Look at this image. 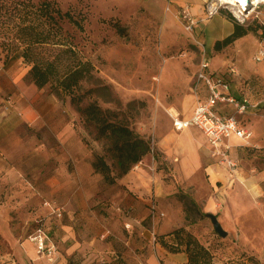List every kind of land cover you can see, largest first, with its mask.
<instances>
[{
    "label": "rangeland",
    "instance_id": "rangeland-1",
    "mask_svg": "<svg viewBox=\"0 0 264 264\" xmlns=\"http://www.w3.org/2000/svg\"><path fill=\"white\" fill-rule=\"evenodd\" d=\"M17 1L36 4L43 0ZM48 1L55 2L62 11H69L82 23V28L64 18L60 21L62 29L57 36L60 41L56 42L54 39L57 38L52 37L51 31L48 33L47 25L35 8L18 4L16 11L0 16V62L7 53L8 57L23 59L19 52L30 40L31 33L38 31L45 41L34 44L33 57L52 58L58 53L57 69L60 72L72 67L77 60L91 64L92 77L83 80L77 90L78 94L85 96L82 106L92 95L90 99H96L101 108L120 112L131 128L147 135L156 121L170 119V110L182 111L185 103L192 101L193 92H197V71L205 56L210 64L209 70L225 78L235 97H246L255 104L242 114L227 107V112L237 116L240 123L253 132L250 140L235 144L233 155L248 173L264 168V4L258 14L240 20L224 8L211 17L203 13L197 16L198 23L204 22L206 27L188 33L177 14L181 4H190L188 0ZM217 14L221 15L220 21L212 22ZM115 20L126 27L123 34L112 25ZM228 21L233 27L238 24L246 33L215 49L212 41L217 36H222L220 39L226 36L230 31L225 28ZM28 24H33L35 29L26 28ZM220 27H224V31L215 33ZM26 65L30 68L31 64ZM231 67L234 71L230 70ZM57 84L52 78L43 87L78 112L68 95L58 94L60 88ZM80 133L91 152V162L96 154H104L111 163L105 140L97 139L94 126L81 116ZM148 139L153 150L147 153L150 158L143 161L142 167L152 173L161 171L162 180L174 186L173 193L156 198V205L181 208L184 223L178 227H184L209 250L211 264H258L254 260L245 262L243 254H235V241L221 237L209 217L199 216L198 212L203 213L200 198L210 192L207 176L198 175L195 184L181 182L172 174L171 166L163 162L151 135ZM211 157L220 162L218 157ZM81 169L86 170L85 167ZM95 173L87 180L85 199H74V205H79V209L72 215L61 205L47 201L46 196L35 194L28 175L20 177L10 185L12 187L0 186V264L11 262V259L1 257L9 248L8 235L30 241V236L38 228L55 246L54 259L43 258L50 264H187V253L182 250L184 245L180 250L171 248L177 247L179 238H163L167 232L152 231L148 197L140 198L124 184H119L123 175L110 184L99 172ZM220 184L222 181L217 182V186ZM115 187L116 190L111 191ZM246 190L249 199L260 200ZM183 194L186 198H179ZM191 198L195 204L189 202ZM220 203L218 200V205ZM82 205L86 206L83 208ZM57 207L61 209L60 215L55 211ZM59 239L75 247L69 254L64 253L63 259H59ZM181 255L185 260L179 261Z\"/></svg>",
    "mask_w": 264,
    "mask_h": 264
},
{
    "label": "crops",
    "instance_id": "crops-1",
    "mask_svg": "<svg viewBox=\"0 0 264 264\" xmlns=\"http://www.w3.org/2000/svg\"><path fill=\"white\" fill-rule=\"evenodd\" d=\"M188 1L190 4L183 3L179 7L187 4L196 17L205 13L202 0ZM216 16L217 20L214 19ZM220 19L221 15L217 14L211 21ZM228 23L225 28L230 31L226 35L234 29L231 22ZM205 27L204 22L196 26L198 31ZM223 31L224 27H220L215 33ZM221 37H215L212 45ZM28 69L19 57H9L0 62V186L9 187L20 177L28 175L35 194L46 196L47 201L61 205L72 215L79 209V205H74V199H85L87 180L96 174L91 164V152L81 137L79 113L46 87H38L27 81L25 76ZM211 73L215 78L225 79L215 71ZM193 93L194 98L185 103L182 111L170 110V119L156 121L147 135L143 131L139 133L146 138L152 136L163 162L171 166L172 174L181 182L195 184L198 175L207 176L210 192L200 198V210L204 215L212 213L217 217L227 232L225 237L235 241V254H243L245 262L254 260L264 264V168L255 173L241 168L233 155V147L241 139L231 136L226 143L230 145L229 155L238 162V166L230 174L224 164L212 159L211 145L199 127L188 125L181 129L174 128L170 113H177L181 119L189 118L197 94L206 95L205 85L200 83L197 92ZM219 107L227 111L229 106L219 104ZM149 158L150 154H146L118 183L124 184L140 198H149L153 221L151 229L154 233H165L183 225L184 219L181 208L176 205H156V198L173 193L174 186L162 180L161 171L152 173L142 167L143 161ZM218 181H222L220 186H217ZM246 189L260 200L254 202L249 199ZM115 190L116 187L111 188V191ZM113 201L116 204V198ZM152 205L155 206L154 215L151 213ZM82 206L84 208L86 205ZM6 239L9 248L1 257L11 259L9 264H50L37 255L28 239L13 234ZM66 242L57 240L59 259L75 248ZM181 260H185L184 255L179 257Z\"/></svg>",
    "mask_w": 264,
    "mask_h": 264
},
{
    "label": "trees",
    "instance_id": "trees-1",
    "mask_svg": "<svg viewBox=\"0 0 264 264\" xmlns=\"http://www.w3.org/2000/svg\"><path fill=\"white\" fill-rule=\"evenodd\" d=\"M18 4L35 8L37 15L42 17V21L47 25L49 30L48 33L51 31L52 37L57 38L54 39L56 42L60 41V37L57 36H59L62 29L60 21L64 18L72 22L78 28H82V23L74 18L69 11H62L55 2L48 0H43L36 4L30 1L0 0V16H8L12 11H16ZM112 25L119 34H123L126 30V27L118 20L113 21ZM25 26L26 28L35 29L33 24ZM245 33L246 32L241 30L240 26L236 24L231 33L215 41L214 47L215 49H220L222 46L231 43ZM29 39L25 47L19 52L20 56L23 58L22 61L25 64H31L25 76L26 80L34 83L38 87H42L47 82L51 81L52 78L56 79L58 83L57 86L60 88L58 94L61 96L68 95L70 101L76 105L79 118L81 116L85 122L94 126L96 130L95 137L97 139L105 140L106 151L112 159L111 163L106 160L104 154H96L91 164L93 169L99 172L108 183H114L117 178L127 173L133 165L151 151L152 147L150 140L131 128L127 118L121 115L120 112L108 108H101L96 99H90L92 95L87 97L89 101L85 106L81 105L85 96L84 94H78L77 90L81 87V82L83 80H88L92 77L89 71L91 64L88 61L77 60L72 67L65 68L60 72L57 69L58 53L53 55L52 58L42 59L35 58L32 55L34 44L45 41L41 33L38 31L31 33ZM8 58L7 53L3 61ZM57 97L59 98V96ZM179 198H186V195H179ZM189 202L195 204L192 198L189 199ZM198 214L199 216L204 215V213L201 212H198ZM185 218L187 219L188 216H185ZM162 236L163 238L170 236H173L175 239L179 238L176 243L177 247H170L173 248V250H180V246L184 245L183 249H181L187 253V264H211V254L209 250L191 233L185 231L184 227L175 228Z\"/></svg>",
    "mask_w": 264,
    "mask_h": 264
},
{
    "label": "built area",
    "instance_id": "built-area-1",
    "mask_svg": "<svg viewBox=\"0 0 264 264\" xmlns=\"http://www.w3.org/2000/svg\"><path fill=\"white\" fill-rule=\"evenodd\" d=\"M205 8V14L211 17L219 9L224 8L231 12L236 20L244 19L253 13L258 14L264 0H202ZM169 4L167 9H169ZM177 14L182 26L188 33L194 32L198 18L194 16L187 4L179 8ZM260 58V56L258 57ZM209 61L204 56L196 75L195 89H198L200 83L206 87V95L197 94L195 106L192 115L189 118L181 119L179 115L171 114L173 126L175 129H181L184 126L195 125L199 127L208 138L211 145V154L220 159L227 171L233 174L238 166V162L229 155L230 145L226 140L235 136L241 140L248 141L252 138L253 132L240 123V120L233 113L221 110L219 104H225L234 108L238 113H246L251 104L246 97H235L229 88V83L221 78H215L209 70ZM230 70L234 71V67ZM153 148H151V151ZM155 206L152 205V214L154 215ZM55 211L60 215L61 209ZM30 241L35 247L36 253L41 257H46L50 261L54 259L55 246L48 242L45 232L38 228L31 236Z\"/></svg>",
    "mask_w": 264,
    "mask_h": 264
},
{
    "label": "water",
    "instance_id": "water-1",
    "mask_svg": "<svg viewBox=\"0 0 264 264\" xmlns=\"http://www.w3.org/2000/svg\"><path fill=\"white\" fill-rule=\"evenodd\" d=\"M206 215L210 218L214 230L221 237H225L227 235V232L223 229V227H222L221 223L218 221L217 217L212 213H207Z\"/></svg>",
    "mask_w": 264,
    "mask_h": 264
}]
</instances>
